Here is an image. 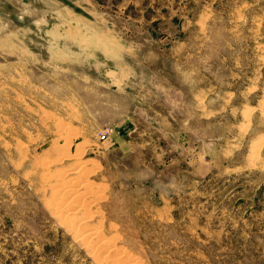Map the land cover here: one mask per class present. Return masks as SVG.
I'll list each match as a JSON object with an SVG mask.
<instances>
[{
	"label": "rangeland",
	"instance_id": "rangeland-1",
	"mask_svg": "<svg viewBox=\"0 0 264 264\" xmlns=\"http://www.w3.org/2000/svg\"><path fill=\"white\" fill-rule=\"evenodd\" d=\"M71 2L0 0V264H264V0Z\"/></svg>",
	"mask_w": 264,
	"mask_h": 264
},
{
	"label": "crops",
	"instance_id": "crops-1",
	"mask_svg": "<svg viewBox=\"0 0 264 264\" xmlns=\"http://www.w3.org/2000/svg\"><path fill=\"white\" fill-rule=\"evenodd\" d=\"M31 3H32V5H34V6H37L39 9H40V13L38 14V16H37V19L38 20H33V21H31L30 20V22H29V25H28V27H29V29H32V32L33 33H31L30 34V37H38L37 36V33L39 32V31H41L42 33H43V26H40V29L39 28H33L32 27V25H41V24H44V22H48V27H47V34H46V36H44V34H43V36H42V39H43V41H39V40H37L38 41V44H39V46H40V48L38 47V52H39V54L38 55H42V54H44V53H46V52H48V48H51L52 47V42H53V39H50V31L52 30V29H55L56 27H55V25L57 26H59V27H57V28H59V29H64L63 28V26H61L60 24H61V21L58 19V15H59V13L57 12L58 10H62V8H64V5L63 4H61L60 3V0H29ZM92 1L93 0H72V4L74 5V6H76V7H83L84 9H90V8H92L93 7V4H94V8L95 7H100L102 4H100V3H98V4H95L94 2H93V4H92ZM111 5H113V3H112V0H107ZM47 2H52V4L51 5H49V4H46ZM60 3V4H59ZM118 4V3H117ZM53 5V6H52ZM46 6H48V7H52V8H58L57 10H44V7H46ZM66 8V7H65ZM82 8V9H83ZM75 15V14H74ZM80 19V18H79ZM49 21H51V23H49ZM50 24H52L53 25V27L52 26H50ZM42 29V30H41ZM73 29V28H72ZM71 29V30H72ZM101 37H103V36H101ZM39 38H41V37H39ZM104 38V37H103ZM63 38L62 37H60L59 39H58V44H55L56 46H59V44L61 45V47L63 48V44H67V41L66 40H62ZM56 40V39H55ZM45 43L46 44H48V48L46 47L45 48ZM71 44V46L73 47V44L72 43H70ZM54 46V45H53ZM41 47H44V49H41ZM74 51H76V53L78 52H80V50L78 49V48H75L74 47ZM73 50H72V52H74ZM105 57V54H103V53H99L98 55H97V57H98V60H103V56Z\"/></svg>",
	"mask_w": 264,
	"mask_h": 264
},
{
	"label": "bare ground",
	"instance_id": "bare-ground-1",
	"mask_svg": "<svg viewBox=\"0 0 264 264\" xmlns=\"http://www.w3.org/2000/svg\"><path fill=\"white\" fill-rule=\"evenodd\" d=\"M73 192V191H72Z\"/></svg>",
	"mask_w": 264,
	"mask_h": 264
}]
</instances>
